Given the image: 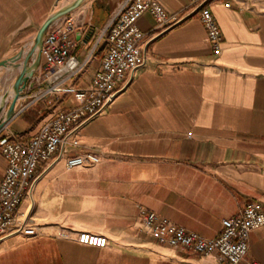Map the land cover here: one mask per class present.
I'll use <instances>...</instances> for the list:
<instances>
[{
    "label": "crops",
    "instance_id": "1",
    "mask_svg": "<svg viewBox=\"0 0 264 264\" xmlns=\"http://www.w3.org/2000/svg\"><path fill=\"white\" fill-rule=\"evenodd\" d=\"M74 1L0 0V62L24 51L0 66V92L25 68L43 22ZM122 1L86 0L68 14L78 28L71 35L77 46L59 76L66 91L52 103L35 99L48 86L37 80L41 59L2 134L28 141L53 115L78 105L73 90L88 86L100 68L103 30ZM157 1L181 21L162 30L151 14L139 18L147 62L127 72L116 101L78 129L74 137L82 147L38 168L33 201L26 197L17 213L22 219L30 212L38 234L0 239V264H222L217 254L159 243L145 231L142 212L216 238L222 220L249 202L264 211V0L212 5L223 34L219 55L194 0ZM8 91L0 95V110L11 99H4ZM89 150L102 161L66 167L67 157ZM6 168L0 152V181ZM81 232L105 236L108 244H81ZM247 258L264 263V226L251 233Z\"/></svg>",
    "mask_w": 264,
    "mask_h": 264
},
{
    "label": "built area",
    "instance_id": "2",
    "mask_svg": "<svg viewBox=\"0 0 264 264\" xmlns=\"http://www.w3.org/2000/svg\"><path fill=\"white\" fill-rule=\"evenodd\" d=\"M216 1L194 0V11L199 14L213 54L219 55L223 34L212 12ZM146 13L154 17L162 30L181 21L170 15L157 0H123L117 14L103 30L105 53L100 68L88 86L73 90L78 105L53 115L28 141L18 139L13 133L2 134L3 129H0V152L7 161L0 181V239L14 234L37 236L30 212L22 219L17 218L19 206L26 197L33 201L41 164L63 158L70 147H82L74 137L78 129L116 101L127 72H134L147 62L148 53L141 46L145 33L138 26L139 18ZM77 28L74 17L66 15L46 31L42 46L38 48L42 69L37 80L47 82L48 86L34 96L36 100L47 99L52 103L66 91L65 80L59 76L77 46L71 37ZM102 158L101 153L89 150L67 157L66 167H89L100 163ZM142 225L161 244L198 255L217 254L222 264H264L247 258L251 233L264 226V211L255 201L246 204L237 215L222 220L223 228L216 238L188 230L154 211L142 212ZM77 240L98 248L108 244L107 237L89 232L79 233Z\"/></svg>",
    "mask_w": 264,
    "mask_h": 264
},
{
    "label": "water",
    "instance_id": "3",
    "mask_svg": "<svg viewBox=\"0 0 264 264\" xmlns=\"http://www.w3.org/2000/svg\"><path fill=\"white\" fill-rule=\"evenodd\" d=\"M85 1L86 0H75L74 2L69 4L68 6H66V7L58 10L57 12L53 13L52 15H50L43 22L41 27L39 28V30L35 36V39L33 41L31 50H30L28 56L25 57V60H24L25 68H22L19 76L17 77V79L15 80V82L13 84L12 89L14 91V95H13V98L10 102L8 110L6 111L5 118H4L3 122L0 123V129H2L5 125V123L8 122L9 120H11L12 117L14 116L16 104H17L18 100L23 96V90L25 89V86L27 85L29 78H31L34 75V71H33L34 68L37 65H39V63L41 61V54H40V52H38L36 64L34 66L28 65L31 56L35 53V49L42 46L43 38H44L46 31L55 21H57L60 18L72 13L74 10L79 8ZM23 54H24V51L22 50L13 58H9V59L1 61L0 66H7L8 64H10L12 62H16V61L20 60L23 57Z\"/></svg>",
    "mask_w": 264,
    "mask_h": 264
},
{
    "label": "rangeland",
    "instance_id": "4",
    "mask_svg": "<svg viewBox=\"0 0 264 264\" xmlns=\"http://www.w3.org/2000/svg\"><path fill=\"white\" fill-rule=\"evenodd\" d=\"M40 48V47H39ZM34 76V75H33ZM32 76V77H33ZM7 88L6 87H4V90L3 91H1L0 92V95L1 94H4L6 91H8V90H6ZM10 102H11V99H9L8 100V102H7V104H6V106H5V108L4 109H2V110H0V120L2 119H4L5 118V114H6V111L8 110V107H9V105H10ZM24 201V200H23Z\"/></svg>",
    "mask_w": 264,
    "mask_h": 264
},
{
    "label": "bare ground",
    "instance_id": "5",
    "mask_svg": "<svg viewBox=\"0 0 264 264\" xmlns=\"http://www.w3.org/2000/svg\"><path fill=\"white\" fill-rule=\"evenodd\" d=\"M38 53V48L35 49V56L37 55ZM13 95H14V91L13 89L11 88L8 92H7V95L4 97V99L8 98V97H11V100L13 98ZM7 100V99H6Z\"/></svg>",
    "mask_w": 264,
    "mask_h": 264
}]
</instances>
